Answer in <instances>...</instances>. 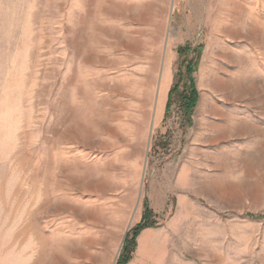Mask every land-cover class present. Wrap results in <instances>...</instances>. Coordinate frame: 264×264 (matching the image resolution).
<instances>
[{
    "label": "rangeland",
    "instance_id": "rangeland-1",
    "mask_svg": "<svg viewBox=\"0 0 264 264\" xmlns=\"http://www.w3.org/2000/svg\"><path fill=\"white\" fill-rule=\"evenodd\" d=\"M145 200L129 264H264V0H0V264H117Z\"/></svg>",
    "mask_w": 264,
    "mask_h": 264
},
{
    "label": "trees",
    "instance_id": "trees-1",
    "mask_svg": "<svg viewBox=\"0 0 264 264\" xmlns=\"http://www.w3.org/2000/svg\"><path fill=\"white\" fill-rule=\"evenodd\" d=\"M203 49L204 46L202 44L198 46L186 44L178 50L180 56L183 57L180 68H185V70L184 73L179 71V80L169 90L165 117L173 115L174 112H176L178 123L183 130L188 129L193 125V116L198 106L199 90L194 73L199 66ZM181 82L184 83L182 88L180 87ZM166 142L167 143L163 145L165 150H167L168 145L171 142L170 138H166ZM144 208L145 210L141 221L132 229V232L128 234L125 239L124 247L117 264H129L137 249L140 233L144 229L156 227L158 225L155 213L148 200H145Z\"/></svg>",
    "mask_w": 264,
    "mask_h": 264
},
{
    "label": "bare ground",
    "instance_id": "bare-ground-1",
    "mask_svg": "<svg viewBox=\"0 0 264 264\" xmlns=\"http://www.w3.org/2000/svg\"><path fill=\"white\" fill-rule=\"evenodd\" d=\"M166 82V81H164ZM111 90V89H110ZM211 106L210 104L207 103V100L205 99V96L202 95L201 96V100H200V105H199V109H198V113L199 112H203V111H206V112H210L211 111ZM199 127H202L201 126V121L199 123ZM205 133L206 132H203L201 133L200 135V138L203 136H205ZM211 136V135H210ZM209 136V137H210ZM103 182H97V187H101L103 186ZM116 245V239H115V234L111 237H109V239L106 241L105 244H103V246L99 247V253L96 255V257H94V262L96 264H109L110 263V259L113 255V249H114V246ZM98 251V249H97Z\"/></svg>",
    "mask_w": 264,
    "mask_h": 264
},
{
    "label": "crops",
    "instance_id": "crops-1",
    "mask_svg": "<svg viewBox=\"0 0 264 264\" xmlns=\"http://www.w3.org/2000/svg\"><path fill=\"white\" fill-rule=\"evenodd\" d=\"M210 113V112H209ZM200 123V122H199ZM201 126H204V123L203 122H201ZM214 128V127H213ZM208 136H210V135H208ZM205 137V136H204ZM209 139H211L212 137L210 136V137H208ZM139 238V237H138Z\"/></svg>",
    "mask_w": 264,
    "mask_h": 264
}]
</instances>
